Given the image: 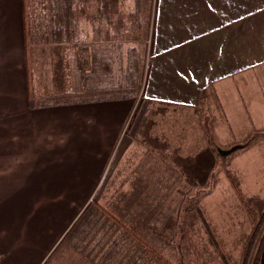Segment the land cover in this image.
Instances as JSON below:
<instances>
[{"label":"crops","instance_id":"crops-1","mask_svg":"<svg viewBox=\"0 0 264 264\" xmlns=\"http://www.w3.org/2000/svg\"><path fill=\"white\" fill-rule=\"evenodd\" d=\"M73 8L64 41H37L27 48L24 0H0V264L54 263L43 251L38 259H4L1 252L30 241L38 245L26 222L42 215L43 201H93L98 194L114 199L119 192L105 186L96 192L94 184H114L119 177L121 191L125 183L134 185L126 195L139 184L155 197L160 179L180 174L181 183L216 167L220 156L234 162L244 158L249 164L255 157L242 152L256 143L264 147V82H245L247 95L239 99L229 85L236 78L248 81L246 74L254 71L264 78V0H84ZM148 41L144 93L150 103L146 119L153 110V122L149 128L143 123L132 138L129 125L138 99L99 100L96 93L139 89V77L132 73L137 60L143 71ZM116 64L127 72L120 84L104 86L102 78L96 88L87 86L93 75L111 73ZM78 72L85 88L77 86ZM30 90L90 98L32 109ZM175 109L192 115L205 109L217 140H206L209 134L196 115H187L196 122L191 143L182 144L187 131L159 130L162 114ZM239 136L245 142L240 154L231 144ZM79 184L89 185L87 193L77 191ZM14 219L21 222L14 225ZM56 260L94 262L83 257ZM258 264H264V248Z\"/></svg>","mask_w":264,"mask_h":264},{"label":"rangeland","instance_id":"rangeland-1","mask_svg":"<svg viewBox=\"0 0 264 264\" xmlns=\"http://www.w3.org/2000/svg\"><path fill=\"white\" fill-rule=\"evenodd\" d=\"M150 42H146L143 71L140 72L137 60L138 65L135 67V72L132 73V76L139 77L140 86L139 89L128 91V93H134V98L138 99L131 122L139 104L143 99H146L144 87L150 63ZM113 66L111 73H99L96 77L93 75V78L88 80L87 86L93 85L96 88L102 78H105L104 86L110 84L111 86L108 87H112L117 83L120 84L122 75L127 72H121L117 68L119 64ZM81 75L83 73H76L78 80ZM262 75L260 71H254L246 74L250 81L240 78L231 80L229 85L232 90H235L234 97L244 98L248 90L245 91V82H250V84L264 82ZM124 79L126 76H123L122 80L125 81ZM82 81V79L77 81V86L83 87L85 84H82ZM81 98H90V96L75 97V99ZM149 104L148 102L147 112ZM178 110L180 109L168 110L162 114L158 125L159 130L164 132L172 130L181 132V129L183 132L187 131L189 136L184 139L188 140L182 144L185 145L188 141L191 143L190 134L193 132V125L196 122L189 120L188 116L195 117L196 115L200 119V121L197 120L199 125L209 134L206 140L209 142L217 140L216 135L213 134L209 114L205 109L199 113L192 111L194 115L190 111L179 112ZM159 111L162 112L163 109H159ZM153 113V110L150 111L147 119L145 115L137 131L142 128L143 123H145L143 126L145 128L151 126L153 121L150 119ZM224 115L227 116V113ZM237 132L239 133V130ZM133 136L132 138H136V135ZM262 137L264 138V135ZM235 138L231 144L233 147L239 148L238 154H240L244 149L245 142L241 141L242 136ZM172 141L179 143L178 139H172ZM227 146L228 144L224 148ZM258 147L260 146L256 143L253 148L242 152L243 155L255 157V160L250 161L249 164L244 158L242 162H240L241 159L234 162V159H230V157L229 159L220 157L216 167L208 166L200 171L198 176H190L194 182L192 185L185 179L180 183V174L177 175L178 177H165L163 181L160 179L154 185L158 191L153 194L156 195L155 197L149 196L145 185H142V189H140L141 185L139 184L135 185L133 194L126 195L125 191L129 186L133 188L134 185L125 183V190L121 191L120 180L122 178L119 177L114 179L117 181L114 184L105 185L104 180L94 184L96 192L103 186L108 192H119L114 199L108 200L103 196L101 198L98 194L93 201H43L42 215L34 216L31 218L32 221L26 222L31 226V230L36 236L34 242H37L38 245H32V241H30L26 247L1 248V252L5 253L3 258L38 259L43 251L46 254V259H55L51 264H57L56 259H82V257L93 259V264H104V261H109V264H253L254 254L264 226L261 228L251 252L246 255L248 253L246 246L257 228V223L252 221L245 205L240 201L226 170H238L242 188L247 194V203L254 207L261 217H264V147H260L261 149ZM139 153L141 152L139 151ZM233 164L237 166L234 167ZM136 165H140V161ZM239 165L243 167H238ZM156 169L158 172L162 170L159 165ZM239 169L244 171H239ZM184 171L186 172L187 169ZM62 187H66V185ZM69 187H73V185H69ZM88 187L89 185L79 184L77 191L87 193L85 188L88 189ZM90 203H95L91 212L77 225L73 234L65 238L74 225L72 220L77 216V221L82 211ZM188 207L194 208L187 209ZM91 219L92 222L88 224ZM38 220L39 222H37ZM20 222V220L14 219L13 224ZM26 224L22 226L26 227ZM141 239L144 243H140ZM57 240H59L58 243L54 245ZM145 243L153 247L159 253L160 258L156 256L155 252L149 250L147 255L141 259Z\"/></svg>","mask_w":264,"mask_h":264},{"label":"trees","instance_id":"trees-1","mask_svg":"<svg viewBox=\"0 0 264 264\" xmlns=\"http://www.w3.org/2000/svg\"><path fill=\"white\" fill-rule=\"evenodd\" d=\"M84 0H24V18H25V33H26V44L27 48L31 47L34 42H62L64 41L65 36L70 31L71 23L69 20V15L74 11L73 6L75 3L82 2ZM45 36L47 37H44ZM46 38V39H45ZM96 94H99V100H118L126 99L129 97H134V93H128L123 89H106L103 91H98ZM81 96V93H52L46 92L38 95L36 91L30 90L29 100L30 108H42L52 105H67L74 102H77L75 97ZM93 98V97H91ZM85 100V99H84ZM82 100L81 102H84ZM148 100L143 99L139 104V107L135 113L134 119L131 122L130 135H136V132L141 121L144 119L147 109H148ZM133 129V130H132ZM223 158L222 156H220ZM227 176L232 184V187L239 196L240 201L245 205L246 210L252 219V221L257 223V228L248 241L247 254L248 255L256 241V238L261 232V228L264 226V217L259 215L258 211L250 206L247 203V194L242 188V183L240 181L238 170L227 169ZM186 182L191 185L194 183L192 178H186ZM95 203H90L82 212L78 220L74 223L72 228L69 230L65 238L70 237L73 232L76 230L77 225L91 212ZM194 206V205H193ZM194 207H188L187 209H192ZM95 215V214H94ZM116 220V219H115ZM117 221V220H116ZM91 221L88 223L90 224ZM142 240V239H141ZM144 243V241H140ZM264 248V228L258 243L257 249L254 254L253 264L259 263V257L261 256L262 250ZM141 259H143L147 252L153 251L156 253V256L160 258L159 253L153 247H150L145 243L142 248ZM112 257V255H110Z\"/></svg>","mask_w":264,"mask_h":264},{"label":"water","instance_id":"water-1","mask_svg":"<svg viewBox=\"0 0 264 264\" xmlns=\"http://www.w3.org/2000/svg\"><path fill=\"white\" fill-rule=\"evenodd\" d=\"M221 154H222V155H225V154H226V152H221Z\"/></svg>","mask_w":264,"mask_h":264}]
</instances>
